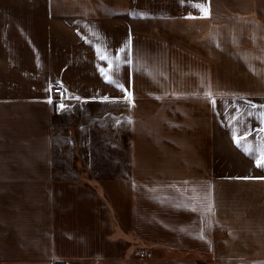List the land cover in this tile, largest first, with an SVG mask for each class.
Instances as JSON below:
<instances>
[{
  "label": "crops",
  "instance_id": "crops-1",
  "mask_svg": "<svg viewBox=\"0 0 264 264\" xmlns=\"http://www.w3.org/2000/svg\"><path fill=\"white\" fill-rule=\"evenodd\" d=\"M262 149L264 0H0V264H264Z\"/></svg>",
  "mask_w": 264,
  "mask_h": 264
},
{
  "label": "rangeland",
  "instance_id": "rangeland-1",
  "mask_svg": "<svg viewBox=\"0 0 264 264\" xmlns=\"http://www.w3.org/2000/svg\"><path fill=\"white\" fill-rule=\"evenodd\" d=\"M136 23L143 29L158 31L159 34L172 38L175 43H179L190 50L199 51L204 56L209 54L210 45L207 40L206 24L198 20H182L179 18L173 20L155 19ZM78 171L79 173L82 172V170ZM88 173L85 175L80 174V179L85 180L83 176L88 177Z\"/></svg>",
  "mask_w": 264,
  "mask_h": 264
},
{
  "label": "snow or ice",
  "instance_id": "snow-or-ice-1",
  "mask_svg": "<svg viewBox=\"0 0 264 264\" xmlns=\"http://www.w3.org/2000/svg\"><path fill=\"white\" fill-rule=\"evenodd\" d=\"M194 6L196 8H198L203 13V15L207 16L209 14L208 8L206 6H204L203 4L197 3ZM121 51H123V50H121ZM110 55L111 54L108 53V50L105 48L104 49V54L100 55V59L101 60H106L108 62V68L107 69L101 68L100 71H101V74L105 76V79L109 83H115V79L114 78L118 74V70H119V67H120V59L121 58L119 56H116L113 59H109ZM124 61L126 63L128 62L127 61V53L126 52L124 54ZM117 86L122 88V85L117 84ZM105 99L107 100L108 98L105 97ZM60 108L63 109L64 105L61 104ZM236 143L239 145L240 141L236 140ZM245 151H246L247 154H250V155L253 154V153L249 152L248 150H245ZM256 163H257L258 167H264V149L261 150L260 158L256 159ZM209 211H211V208H209Z\"/></svg>",
  "mask_w": 264,
  "mask_h": 264
},
{
  "label": "built area",
  "instance_id": "built-area-1",
  "mask_svg": "<svg viewBox=\"0 0 264 264\" xmlns=\"http://www.w3.org/2000/svg\"><path fill=\"white\" fill-rule=\"evenodd\" d=\"M53 95L50 96V103L56 111L68 109L71 111H78L81 109L82 103L80 98H71L67 95L66 91L59 84L52 86ZM63 104L64 108L61 109L60 105Z\"/></svg>",
  "mask_w": 264,
  "mask_h": 264
},
{
  "label": "trees",
  "instance_id": "trees-1",
  "mask_svg": "<svg viewBox=\"0 0 264 264\" xmlns=\"http://www.w3.org/2000/svg\"><path fill=\"white\" fill-rule=\"evenodd\" d=\"M76 159H77V164H78V169L79 170H82V172H80V174L82 175V174H86V173H88L87 172V170H86V168L83 166V164H81V162H80V156H77L76 157ZM83 178L86 180V181H89L93 186H95L97 189H99V191L101 192V194H103V191L101 190V188H100V186H99V184H98V182L96 181V180H93L92 179V177H86V176H83Z\"/></svg>",
  "mask_w": 264,
  "mask_h": 264
}]
</instances>
